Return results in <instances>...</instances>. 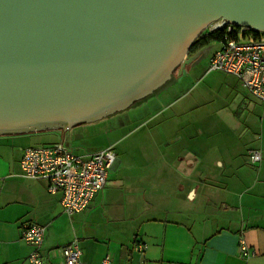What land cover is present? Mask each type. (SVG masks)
<instances>
[{
    "label": "crops",
    "instance_id": "0c3cea01",
    "mask_svg": "<svg viewBox=\"0 0 264 264\" xmlns=\"http://www.w3.org/2000/svg\"><path fill=\"white\" fill-rule=\"evenodd\" d=\"M127 113L120 117L127 120ZM177 127L150 142L145 156L117 155L111 169L124 165L116 177L68 220L45 181L18 176L22 153L0 156V264H25L32 247L20 229L27 223L44 227L46 264H60L61 248L75 238L81 264H102L105 257L108 264H264V160L252 171L242 162L233 168L229 160L206 158L198 129ZM241 237L255 255L239 256Z\"/></svg>",
    "mask_w": 264,
    "mask_h": 264
},
{
    "label": "water",
    "instance_id": "95a60500",
    "mask_svg": "<svg viewBox=\"0 0 264 264\" xmlns=\"http://www.w3.org/2000/svg\"><path fill=\"white\" fill-rule=\"evenodd\" d=\"M216 19L264 32V0H0V136L125 108Z\"/></svg>",
    "mask_w": 264,
    "mask_h": 264
},
{
    "label": "rangeland",
    "instance_id": "374dc122",
    "mask_svg": "<svg viewBox=\"0 0 264 264\" xmlns=\"http://www.w3.org/2000/svg\"><path fill=\"white\" fill-rule=\"evenodd\" d=\"M218 46L212 41L190 55L165 88L140 100L141 107L137 102V106L124 111L128 112L127 120L118 112L67 130L1 135L0 156L15 159L26 147L58 140L60 137L55 134L59 133L64 145L75 153L84 154L113 144L119 157L137 158L147 155L150 142L160 143L168 134H173L177 126H182V129H198L196 140L200 151L207 146L206 158L229 160L233 168H241L242 162L243 166L256 170L257 164L247 163L245 152L247 149L260 150L261 161L264 160V104L252 97L232 75L206 71L208 60ZM162 94L167 95L165 99L160 98ZM154 95L159 98L151 97ZM157 109H160L159 113H156ZM152 113L155 116H151ZM160 124L162 126L158 128ZM123 165L116 170L108 169V182L116 177ZM60 210L64 220L71 218L62 207Z\"/></svg>",
    "mask_w": 264,
    "mask_h": 264
},
{
    "label": "built area",
    "instance_id": "2783aa9c",
    "mask_svg": "<svg viewBox=\"0 0 264 264\" xmlns=\"http://www.w3.org/2000/svg\"><path fill=\"white\" fill-rule=\"evenodd\" d=\"M204 33L222 31L208 60L206 71H220L232 75L240 85L259 103L264 104V32L246 27L234 26L222 19H216L204 28ZM117 160L114 146L79 154L68 149L63 141L26 147L19 159L18 176L28 180L46 182V192L59 194L63 212L71 216L84 210L94 196L104 187L108 169ZM261 161V152L253 149L247 152L251 165ZM20 238L32 247L25 258V264H46L40 252L44 239V227L34 223L23 224ZM143 245H137L138 250ZM239 256L255 255L241 237L238 242ZM60 264H81V249L75 238L60 250ZM102 264H108V257Z\"/></svg>",
    "mask_w": 264,
    "mask_h": 264
},
{
    "label": "flooded vegetation",
    "instance_id": "af4514ba",
    "mask_svg": "<svg viewBox=\"0 0 264 264\" xmlns=\"http://www.w3.org/2000/svg\"><path fill=\"white\" fill-rule=\"evenodd\" d=\"M205 34L204 31H201L192 41V43L190 44V46L188 47L186 53H185V56L183 58V60L172 70V73L171 75L169 76V78H167L161 85H159L155 90H153L151 93L141 97V98H138V99H135L134 101H132L128 106H126L125 108L123 109H120V110H117L115 112H113L111 115H114L116 113H124L125 110L127 109H130L131 107H133L134 105H136L137 102H139L140 100L144 99V98H147L149 97L150 95L156 93L158 90H161L163 88H165V86L173 79V77L175 76V71H177V69L182 65L183 62H185V60L192 54H194L197 50V48L194 47V44H195V41L197 40V38L200 36V35H203ZM202 48V47H201ZM110 116V115H109ZM82 124V123H81Z\"/></svg>",
    "mask_w": 264,
    "mask_h": 264
},
{
    "label": "trees",
    "instance_id": "16d2710c",
    "mask_svg": "<svg viewBox=\"0 0 264 264\" xmlns=\"http://www.w3.org/2000/svg\"><path fill=\"white\" fill-rule=\"evenodd\" d=\"M222 31L217 32H211V33H205L203 35H200L197 40L195 41L194 47L199 49L207 44H209L212 41H217L221 38Z\"/></svg>",
    "mask_w": 264,
    "mask_h": 264
}]
</instances>
